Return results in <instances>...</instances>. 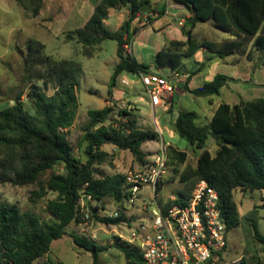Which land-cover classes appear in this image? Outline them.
Segmentation results:
<instances>
[{"label": "trees", "instance_id": "trees-1", "mask_svg": "<svg viewBox=\"0 0 264 264\" xmlns=\"http://www.w3.org/2000/svg\"><path fill=\"white\" fill-rule=\"evenodd\" d=\"M173 1L189 8L193 16L183 25L187 41H171L158 51L156 60L159 65L180 71L183 59L194 55L200 48L227 58L244 52L251 41L253 47L264 54V0ZM33 2L37 4L35 14L38 15L42 0ZM150 3V0H101L85 25L77 31L78 42L86 49L98 46L107 39L118 42L117 55L120 61L111 77L109 93L119 76L125 72L152 73L151 66L139 62L128 49L131 25L145 13L141 7ZM122 8H128V19L118 31H111L105 21L109 19L111 10ZM147 12H158L159 16L165 14L164 9ZM210 20L232 37L221 45L194 38L192 30L199 23ZM187 25H190L189 30H186ZM138 30L139 27H135L134 33ZM86 55L93 57L94 52L87 51ZM42 64L44 75L40 77L51 83L52 94L32 86L27 93L30 110L25 108L21 95L13 100L14 104L0 110V146L13 150L0 158L1 179L17 185L33 184L58 165L63 167L64 173H51L46 183L47 189L57 194L46 206L49 219H43L33 212H23L17 205L0 199V264H34L46 256L52 243L66 235L69 225L78 221L84 197L87 201L103 203V210L107 202L124 206L125 175L96 178V165L106 162L109 156L103 147L109 144L130 151L140 164H145L147 154L142 151V146L159 140L156 131L139 127L140 116L132 110L122 109L115 115L111 106L91 109L88 111L89 122L84 127L86 161H81L73 153L66 130L75 119L82 66L76 61L56 59L51 55H45ZM198 71L187 72L183 86L187 92L198 97L220 95L230 81L228 76L218 74L213 80L192 89L189 83ZM27 72L32 71L27 67ZM170 99L174 101V95ZM198 117L196 112H180L174 125L191 147L202 150L198 167L191 175L197 181L207 180L218 190L229 231L240 223L233 191L236 188L264 191V98L241 101L234 106L222 102L207 126L198 124ZM210 136L221 146L216 157L206 147ZM172 152L182 161L186 159V153L173 149ZM196 184L191 183L185 191L180 192L178 200L166 202L165 208L175 203L183 204ZM260 208L264 211V198ZM96 211L98 207L93 209L91 215L95 217ZM99 220L105 224L118 225L131 221V218L127 217L124 208L118 217H102ZM252 226L256 238L264 243L257 222L252 220ZM75 242L92 254L93 264H101L99 256L106 250L105 247L86 237H75ZM118 248L124 254L125 264L141 263L140 255L130 245L118 242ZM234 264L247 263L241 259Z\"/></svg>", "mask_w": 264, "mask_h": 264}, {"label": "rangeland", "instance_id": "rangeland-1", "mask_svg": "<svg viewBox=\"0 0 264 264\" xmlns=\"http://www.w3.org/2000/svg\"><path fill=\"white\" fill-rule=\"evenodd\" d=\"M100 1L42 0L39 14L36 15L37 4L33 0H0V110L14 104L13 100L18 95H21L25 108L30 110L27 93L32 86L52 94L51 83L40 77L41 74L44 75L42 62L45 55L80 63L82 69L79 73L78 106L73 125L66 130L74 155L81 161H86L84 127L89 122V110L111 106L115 115L122 109L132 110L140 116V128L154 130L159 134L158 141H150L142 146V151L147 154L146 161H151L152 156L164 143H170L168 169L158 190L160 202H169L178 198L179 193L185 191L191 183L199 182L191 174L197 169L202 153V150L191 147L188 141L180 136L174 125V116H178L180 112H196L199 116L198 124L207 126L215 108L222 102L234 106L241 101L264 98V54L256 50L251 41L244 52L227 58H221L219 54L205 48L185 57L181 67L183 75L187 77V72L199 69L192 80L194 88L213 80L218 74L230 78L220 95L195 96L183 88L185 79L178 85L179 90L175 93L176 103L165 99L161 104L153 105L140 74L126 72L119 76L112 92L109 93L111 77L120 61L117 55L118 42L107 39L98 46L86 49L78 42L77 36V31L85 25ZM150 2L158 6V10L175 3L173 0ZM187 13V10L179 11L177 17L162 15L156 20L151 19L156 12L146 11L140 20L131 25V42L128 49L139 62L150 65L152 73L174 76L170 67L157 63L156 56L158 51L171 41L180 40L178 36L184 32L179 21L185 18ZM128 15V8L113 9L105 25L111 31H118L128 19ZM140 21H144V24L140 25ZM135 27H139L136 33ZM189 29L190 25H187L186 30ZM192 35L199 41L208 40L217 45L231 38L230 33L218 28L211 20L199 23L192 30ZM69 36L71 38H68ZM184 36L187 41V35ZM90 50L94 52L93 57L86 55ZM27 67L34 74L28 73ZM206 147L211 155L216 157L221 146L210 136ZM103 149L109 156L106 162L96 165V178L114 174L125 175L140 165L130 151L120 150L109 144ZM172 149L186 153V159L182 161L180 157L175 156ZM12 151L11 148L0 146V158L6 157ZM53 172L64 173V169L58 165L43 174L37 182L25 185L5 182L0 174V199L17 205L23 212H33L43 219H49L47 203L57 197L46 185ZM233 194L240 223L238 227L228 231L227 248L215 264H234L239 263L241 259L247 264H264V243L256 238L252 226L254 220L264 236V211L260 208L264 191L236 188ZM82 202L78 221L70 224L67 234L55 240L50 252L34 264H93L92 254L77 245L75 237H86L106 248L99 256L101 264H125L126 259L118 248V242H121L119 234H127L128 230L123 225H109L99 220L105 217L104 210L112 211L117 205L107 202L103 210L101 202L88 200L85 205ZM148 205L155 207L156 201L151 195V190L144 188L135 203H126L127 217L135 219L142 213L144 206ZM95 207H98V211L94 217L91 212ZM84 211L90 213L88 224L82 218ZM94 231L97 232L95 240L92 238Z\"/></svg>", "mask_w": 264, "mask_h": 264}, {"label": "built area", "instance_id": "built-area-1", "mask_svg": "<svg viewBox=\"0 0 264 264\" xmlns=\"http://www.w3.org/2000/svg\"><path fill=\"white\" fill-rule=\"evenodd\" d=\"M140 76L153 105L170 99L182 81L179 73L174 76L140 73ZM169 147L170 143H164L151 161L125 174V204L112 211L104 210V216L118 217L124 208L127 210L126 203H135L140 192L148 188L156 201L155 207L144 206L135 219L120 223L128 232L119 234V240L137 251L141 257L139 264H215L227 248L228 228L220 193L207 180H200L183 204L165 208L166 203L158 198V187L168 169ZM85 203L84 197L82 204ZM82 218L88 224L90 213L84 211ZM92 238H97L96 231Z\"/></svg>", "mask_w": 264, "mask_h": 264}, {"label": "crops", "instance_id": "crops-1", "mask_svg": "<svg viewBox=\"0 0 264 264\" xmlns=\"http://www.w3.org/2000/svg\"><path fill=\"white\" fill-rule=\"evenodd\" d=\"M151 4V3H150ZM157 7L158 6H156V8L155 9H157ZM165 10V14H163V15H168V16H172V17H177L178 16V13H179V11H181V12H184L185 10H187L188 11V13L186 14V16H185V18H183V19H181L180 21H179V24H180V26H183L184 25V23H185V19H188V18H190V17H192L193 15H192V12H191V10L189 9V8H187L185 5H183V4H179V3H174L173 5H171V4H168V7H165V8H160L159 10ZM162 16V15H161ZM161 16H159V14H158V12H156V14L154 15V17L153 18H151V19H159ZM181 22L183 23V24H181ZM142 24H144V21L143 22H141L140 23V25H142ZM179 39L180 40H177V41H183V42H185L186 41V38H185V36H184V34L183 33H181V34H179ZM229 37H232V35H230ZM174 73H179V75H180V79L182 80V81H184L185 79H187V77L185 76V74L183 75V73L181 72V70L180 71H174V70H172ZM195 76H193L192 77V79H191V81H190V83H189V87L190 88H192V89H194V87L192 86V80H193V78H194ZM181 81V82H182ZM179 90V89H178ZM174 103H176V101H175V94H174ZM218 107V106H217ZM216 107V108H217ZM216 108H215V110H216ZM215 112V111H214ZM176 118H177V116H174V122L176 121Z\"/></svg>", "mask_w": 264, "mask_h": 264}, {"label": "water", "instance_id": "water-1", "mask_svg": "<svg viewBox=\"0 0 264 264\" xmlns=\"http://www.w3.org/2000/svg\"><path fill=\"white\" fill-rule=\"evenodd\" d=\"M156 8V5H153V4H145L141 7V11L142 12H146L150 9H155ZM85 200H86V197H85Z\"/></svg>", "mask_w": 264, "mask_h": 264}]
</instances>
